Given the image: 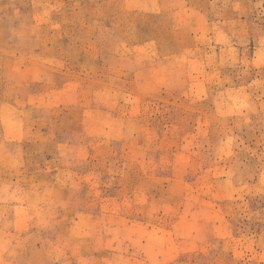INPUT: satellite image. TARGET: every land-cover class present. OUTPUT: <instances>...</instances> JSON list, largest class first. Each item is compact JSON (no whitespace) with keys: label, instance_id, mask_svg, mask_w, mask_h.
<instances>
[{"label":"rangeland","instance_id":"rangeland-1","mask_svg":"<svg viewBox=\"0 0 264 264\" xmlns=\"http://www.w3.org/2000/svg\"><path fill=\"white\" fill-rule=\"evenodd\" d=\"M0 264H264V0H0Z\"/></svg>","mask_w":264,"mask_h":264}]
</instances>
